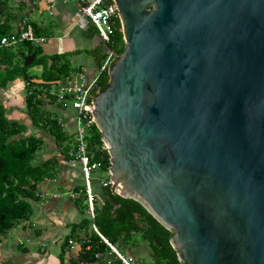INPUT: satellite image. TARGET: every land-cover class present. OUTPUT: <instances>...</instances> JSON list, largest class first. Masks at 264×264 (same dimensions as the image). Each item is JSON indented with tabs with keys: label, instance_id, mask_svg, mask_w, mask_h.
Instances as JSON below:
<instances>
[{
	"label": "water",
	"instance_id": "water-1",
	"mask_svg": "<svg viewBox=\"0 0 264 264\" xmlns=\"http://www.w3.org/2000/svg\"><path fill=\"white\" fill-rule=\"evenodd\" d=\"M112 1L124 49L94 100L111 194L180 264H264V0Z\"/></svg>",
	"mask_w": 264,
	"mask_h": 264
},
{
	"label": "trees",
	"instance_id": "trees-1",
	"mask_svg": "<svg viewBox=\"0 0 264 264\" xmlns=\"http://www.w3.org/2000/svg\"><path fill=\"white\" fill-rule=\"evenodd\" d=\"M105 2L109 3L111 0ZM19 15L20 12L13 10L7 0H0V40L15 33L14 23ZM29 23L36 37L50 36L46 27L31 21ZM116 26L112 48L119 55L123 52L124 42L119 31L120 24ZM99 53L101 57H97V62L101 65L105 54L102 51ZM30 54H35V58L29 66H24V58ZM35 66L41 67L39 76L30 70ZM71 71L62 57L48 60L41 55V47L29 41H19L11 47L0 44V89H6L17 80L23 83L26 114L31 127L41 132L39 135H27L28 127L19 121L9 120L0 103V236L6 235L30 218L32 208L29 201L37 200L42 182L53 178L60 160H71L69 153L74 146L73 134L67 133L59 119L45 108L43 97L47 93L49 104H53L56 98L47 91L52 84L70 75ZM106 87L104 85L102 90ZM45 135L52 141L59 155L38 160L45 144ZM103 146L101 133L93 124L87 135V151L91 163H97L98 170L108 174L109 155ZM84 189V186L74 188V192L78 193L75 202L82 219L71 226L70 233L62 244L60 264L70 241L80 244V250L74 258L75 264H92L96 252L104 253L109 250L90 229L91 220L85 213L88 205ZM101 195L102 201L99 204L94 193V222L97 230L111 245L115 247L119 242L134 246L137 241L133 236L137 234L147 243L154 258L152 264H180L176 250L169 243L172 232L159 224L142 205L132 199L111 194L110 185L101 187Z\"/></svg>",
	"mask_w": 264,
	"mask_h": 264
},
{
	"label": "crops",
	"instance_id": "crops-1",
	"mask_svg": "<svg viewBox=\"0 0 264 264\" xmlns=\"http://www.w3.org/2000/svg\"><path fill=\"white\" fill-rule=\"evenodd\" d=\"M10 4L16 12H20L14 23L15 30L21 19H28L47 28L50 36L45 37L46 42L40 45L41 55L48 60L57 56L62 57L67 61L71 72L84 71L89 77L96 75L100 66L97 62V57H101L99 51L106 56L103 50L104 45L95 28L77 14L75 0H10ZM45 12L51 21L46 22L43 19L42 13ZM23 91V83L19 80L15 81L11 89H0V103L6 109V117H11L9 120L19 121L28 127L31 134L39 135L41 132L31 127L25 109L23 113L19 97L16 99ZM22 106L25 108V94H23ZM44 106L59 119L67 133L73 134L71 129H65L67 126L75 128V113L69 111L72 110L69 106L58 107L54 103L50 105L47 99H45ZM46 141L49 140L46 139ZM82 181L80 169L74 162L60 160L53 178L42 182L37 200L29 201L32 208L30 218L15 227L20 230L21 238H25L27 243L39 245V255L30 252L19 238L13 240L12 245L9 244L6 239L8 232L0 236L2 237L0 239V264H48L49 245L58 249V260L55 264H60L62 244L69 235L71 226L82 219L75 202L78 193L74 192V188L83 186ZM95 187V194L98 202L101 203V188L97 183ZM70 192H74L76 197L72 198ZM27 230H31L30 235ZM14 245L17 246L16 249L22 250L23 254H17ZM137 247L139 246L131 248L136 249L135 252L138 254L146 255L151 262L154 261L149 247L143 251L144 253H141L142 251H139ZM79 250V243H74L72 248L68 247L63 254L62 264H75L74 258Z\"/></svg>",
	"mask_w": 264,
	"mask_h": 264
},
{
	"label": "built area",
	"instance_id": "built-area-1",
	"mask_svg": "<svg viewBox=\"0 0 264 264\" xmlns=\"http://www.w3.org/2000/svg\"><path fill=\"white\" fill-rule=\"evenodd\" d=\"M77 14L85 18L96 30L97 35L102 44L111 48L106 52L104 61L98 67L96 75L89 77L84 71H75L66 76L58 83L51 85L47 91L48 94L55 96V105L61 107L69 106L75 113V130L73 132L74 146L69 153L71 160L68 162H76L80 166L81 174L84 179V191L87 197V216L91 220L90 229L101 239L108 247L106 252H96L94 254V262L92 264H131V262L121 254L108 240L100 234L94 222V192L92 191L90 173L98 170V164L91 163L90 156L87 151V135L90 127L94 124V100L102 91L104 85H108L110 81L109 71L116 59L115 51L112 48V38L117 30V24H120L118 10L116 5L111 2L106 3L105 0H75ZM28 19H23L17 30L12 36L2 37L0 44L6 47L16 45L19 41H29L34 45L40 46L46 42L45 37H36L33 27ZM121 31V27L119 28ZM47 94V93H46ZM43 95L44 99H49ZM64 129V125L60 122ZM102 187L110 185L109 179H101ZM72 198L76 197L74 192H70ZM73 242H69L72 248ZM44 248V247H43Z\"/></svg>",
	"mask_w": 264,
	"mask_h": 264
},
{
	"label": "rangeland",
	"instance_id": "rangeland-1",
	"mask_svg": "<svg viewBox=\"0 0 264 264\" xmlns=\"http://www.w3.org/2000/svg\"><path fill=\"white\" fill-rule=\"evenodd\" d=\"M8 2V5L11 6V8L14 10V8L12 7V5L10 4V0H7ZM43 15V19L46 21V22H49L51 21V18L47 15V12L45 13H42ZM21 22V21H20ZM32 71L33 74L39 76L40 75V67H32L30 69ZM13 87V84H10L7 88L8 89H11ZM23 94H25V91L21 92V94H19L16 99L19 97L20 99V103H21V109L24 113V107L22 106L23 105ZM6 110V109H5ZM70 112H74L72 110H69ZM26 113V111H25ZM27 115V114H26ZM8 119L11 118L10 116L7 117ZM20 120H23L22 118H20ZM68 129H71L72 132H74L75 128L73 127H66L65 129L67 130ZM26 134H30L29 131L26 132ZM42 135V134H41ZM44 137H46V139H48L49 141H46V139L44 138L45 140V144L44 146L42 147V151L40 152L41 154L38 156V160L40 159H44V158H48L50 157L51 155H59V152L58 150H55V147L53 146V143L52 141L45 135ZM104 149L105 146H103ZM75 165L78 166V169H80V166L78 163L74 162ZM81 172V170H80ZM82 176V174H81ZM90 177H91V184H92V191L95 193V189H96V183L99 184L100 188L102 187L101 184H100V180L101 179H108V174L106 173H103V172H100L99 170H93L91 171L90 173ZM101 178V179H100ZM82 182L84 184V179L82 177ZM100 203V202H99ZM101 204V203H100ZM86 213V212H85ZM86 216H87V213H86ZM28 232V235L31 234V230H27ZM21 232L20 230H18L17 228L9 231V233L7 234L6 236V239L7 241L9 242V244H13V240H17V238L20 239V241L24 244L25 247H27V249L32 252V253H36L39 255V245L38 244H35V243H27L25 240V238H21ZM0 239H2V237H0ZM133 239H135L137 241L136 245H134L135 247L136 246H139L137 247V249H139V251H142L141 253H144L143 251H145V249H148V245L146 242H144L139 235H134L133 236ZM115 247L117 248V250H119L121 252V254H123L130 262L131 264H152V262L150 261V259L146 256V255H141L140 253H136L135 250L136 249H133L131 248L132 245L130 243L124 245L122 243H117L115 245ZM145 247V248H144ZM17 246L14 245V249L15 251H17V254L21 255L23 254L22 250H19V249H16ZM57 254H58V249L55 248V247H52L51 245H49V255L47 257V263L48 264H55L58 260V257H57Z\"/></svg>",
	"mask_w": 264,
	"mask_h": 264
},
{
	"label": "bare ground",
	"instance_id": "bare-ground-1",
	"mask_svg": "<svg viewBox=\"0 0 264 264\" xmlns=\"http://www.w3.org/2000/svg\"><path fill=\"white\" fill-rule=\"evenodd\" d=\"M119 191V190H118Z\"/></svg>",
	"mask_w": 264,
	"mask_h": 264
}]
</instances>
